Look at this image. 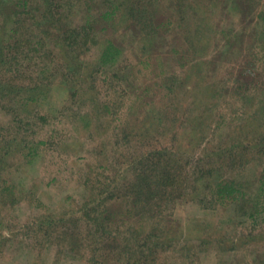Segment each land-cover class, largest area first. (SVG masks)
Returning <instances> with one entry per match:
<instances>
[{
  "label": "rangeland",
  "instance_id": "374dc122",
  "mask_svg": "<svg viewBox=\"0 0 264 264\" xmlns=\"http://www.w3.org/2000/svg\"><path fill=\"white\" fill-rule=\"evenodd\" d=\"M44 1L28 2L27 21L49 18ZM89 1L53 0L58 25L69 18L78 27L87 10H103L105 0ZM124 4L132 13L101 32L122 50L116 68L93 75L75 99L52 85L35 108L54 123L42 128L33 116L35 131L21 130L27 145L45 142L38 157L30 166L18 149L6 158L4 178L32 188L14 204L0 192V264H264V0ZM54 37L25 66L26 82L41 69L58 78ZM10 105L0 99V146L23 142ZM173 166L169 182L163 171ZM150 170L159 187L141 198ZM217 180L245 184L235 214L216 201ZM87 201L107 209L95 239ZM243 212L263 215L252 222ZM49 213L53 224L42 222Z\"/></svg>",
  "mask_w": 264,
  "mask_h": 264
},
{
  "label": "trees",
  "instance_id": "16d2710c",
  "mask_svg": "<svg viewBox=\"0 0 264 264\" xmlns=\"http://www.w3.org/2000/svg\"><path fill=\"white\" fill-rule=\"evenodd\" d=\"M30 1L31 0H0V73L4 71L5 74L8 75L7 77H9V79L5 80L0 76V99L4 104H11L10 106L15 113H13L10 122L12 127L20 129L17 133L22 136L23 141L20 143L18 141L16 142L14 138H11L3 140V146H0V179L6 181V185L3 186L0 192L3 199L10 204H14L18 199H25L27 197L25 196L26 193L29 197L32 186L29 189L20 188L18 190V186L15 183L8 178H4V176L8 177V168L4 165V163L7 162L6 158H9L14 153L13 151L18 149V151H20L18 153L22 155L25 164H27L26 166H30L38 157L39 148L45 144L44 141L36 140L34 136L30 144L27 145L25 137L21 134V130L29 128L28 135H30L31 129L33 130L36 125L34 124L36 123L34 117L39 121L40 127L54 123V121H50L49 113H42L35 107L42 104V101L45 102L47 100L52 85L56 83H58L57 85H59L61 89L63 88L62 91L64 94L70 95L71 99H75L78 94L82 97L87 93L86 90H88L89 85L87 82H89L93 75L116 68L119 58L122 55V50L113 42L101 36V32L104 29L102 25L112 20L113 17H116L119 13L123 14L126 12L130 14V12L132 13L133 11L129 7V4L125 6L124 3L127 0H105V4L101 7L103 9L102 11H96L93 15L89 11L90 9L87 10L86 15L82 18V24L75 27L73 23H70L71 20H69V18L68 21H65V25H58L59 21L54 7H52L53 0H45L43 3L46 12L48 7L49 18L41 19V16H38V18L37 16H33V19L27 21L26 18L29 16L26 17L24 9H26ZM91 2L92 0L89 1L88 6H90ZM33 10L36 13L35 8H33ZM121 16H126V14ZM56 31L58 37H56ZM50 37H54L56 43L55 51L53 52L57 54H55V56L60 64V67L56 71L59 72L58 78V73L54 75L55 72H51L50 78L46 77L48 71L46 69H41L39 72H37V70L31 71L29 73L30 82H26L27 80L22 78V76L28 72L25 66H27L35 56H38L40 48L46 46V43L51 39ZM44 41L46 42L44 43ZM76 51L82 52L75 54L74 52ZM84 51L89 53L91 51L92 53L87 57V62L82 63L80 57ZM10 74H12L14 78L10 77ZM80 88L85 89L82 94L79 92ZM92 100V97L87 98V101L90 103ZM95 103H98L97 100H95ZM32 105L35 111L31 110ZM98 109L101 111L102 117L106 115V105H102ZM53 113H57V111ZM81 119V122H83L84 126L88 129L93 117L91 118L90 113L87 111V118L83 116ZM26 139H28L27 136ZM172 169H175V166L170 168V172L169 168H165L163 171V175L165 176L164 179H170L169 182H174L175 179L172 174ZM144 178L146 179L140 183L139 196H141V198L145 197V193H150L153 187H155V189L159 187L156 182H150L151 180L148 179L154 178L151 174V170L150 174ZM259 178L262 180L261 189L264 188V174ZM143 182L144 184H142ZM214 184L213 195H215L216 201L220 205H225L227 202H230L227 203L226 207H228L232 213L234 211L233 207L238 204L237 202L245 200L244 196L246 193L243 192V186L245 184L241 181L234 182L232 180L228 182L226 180H217ZM166 185L167 183L164 184L165 187ZM136 186H139V184ZM32 198L36 200L33 196ZM99 199L104 198L100 196ZM85 206L87 218H89L87 239H95L96 234L102 232L100 223L103 222V220L105 221L104 218L107 215V209L102 203L96 204V208H92V203L88 201ZM93 209L96 210L93 211ZM51 214L52 213L43 215L41 217L42 222L45 223V221H47L49 224H53L54 216ZM261 215L256 213H249L247 215L243 212V217L246 221L252 219L253 222V220H256V218ZM91 241L92 240H89L87 243ZM137 263L139 264V262H136V264ZM251 264H255V260H252Z\"/></svg>",
  "mask_w": 264,
  "mask_h": 264
}]
</instances>
